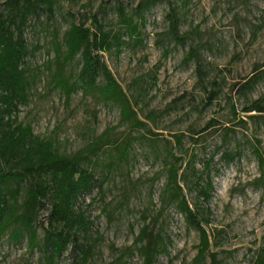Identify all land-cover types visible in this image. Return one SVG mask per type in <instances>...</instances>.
I'll return each instance as SVG.
<instances>
[{
	"label": "rangeland",
	"instance_id": "obj_1",
	"mask_svg": "<svg viewBox=\"0 0 264 264\" xmlns=\"http://www.w3.org/2000/svg\"><path fill=\"white\" fill-rule=\"evenodd\" d=\"M139 1L55 0L51 11L31 15L23 30L27 99L15 119L51 140L59 153L86 155L82 166L96 179L82 196L92 221L87 264H144L135 238L146 224L168 242L152 264H200L194 260L198 232L162 193L170 166L180 173L193 163L199 170L206 159L210 199L203 203L187 188L183 195L192 208L203 207L210 251L220 264H254L264 245V112L245 110L264 109V79L243 95L237 87L255 68L264 69V0H162L143 13L139 35L123 34L119 50L101 54L134 120L97 93L77 90L65 101L50 83L54 37L60 40L71 23L90 25L93 15L120 33L117 3L139 23ZM170 13L185 38L182 45L168 33ZM79 66L76 57L67 72L75 74ZM235 150L239 156L224 160V151ZM46 209L38 218L44 225ZM9 231L0 237V264H45L37 246H29L26 236L11 238ZM70 259L66 251L55 264ZM203 263H209L207 254Z\"/></svg>",
	"mask_w": 264,
	"mask_h": 264
},
{
	"label": "trees",
	"instance_id": "obj_2",
	"mask_svg": "<svg viewBox=\"0 0 264 264\" xmlns=\"http://www.w3.org/2000/svg\"><path fill=\"white\" fill-rule=\"evenodd\" d=\"M54 1L5 0L0 3V237L7 229L15 240L26 236L28 245L37 246L42 252L45 264H55L66 251H69L70 264H87L92 254V244L87 241L92 221L83 208L82 196L93 189L96 179L91 170L82 166L86 155L82 151L59 153L51 140L39 138L30 124L24 125L15 119L17 106L27 99L28 81L23 64L28 48L23 30L31 15L46 9L51 11ZM159 1L162 0L139 1L135 9L139 23L125 12L122 3H117L119 22L124 27L120 33H111L105 29L102 18L93 15L90 25L71 23L60 40L54 37L50 83L53 88L60 89L65 101L77 90L97 93L103 100L117 103L125 118L135 119L123 89L101 54L112 48L119 50L123 34L139 35V26L145 24L142 14ZM166 18L171 39L182 45L185 38L179 35L175 15L170 13ZM76 57L80 60L77 72H67V66ZM261 79H264V69L255 68L238 85L237 93L245 94ZM213 98L215 95L209 101ZM251 110L264 112L259 106L245 111ZM239 155L237 150L222 154L224 160ZM258 158L262 161V157ZM210 164L211 159H206L198 170L192 163L191 169L186 165L180 173L179 168L170 166L162 193L165 201L174 203L186 223L198 232V251L194 260L200 264L220 262L216 253L210 251V238L204 227L207 220L200 216L203 207L192 208L183 189H193L196 196L207 203L213 188ZM43 208H47L45 225L38 219ZM38 226L42 229L40 240ZM135 243L140 244L144 264H152L166 250L168 242L162 232H155L146 224L140 229ZM206 254L209 263H203ZM254 264H264V245L256 252Z\"/></svg>",
	"mask_w": 264,
	"mask_h": 264
}]
</instances>
